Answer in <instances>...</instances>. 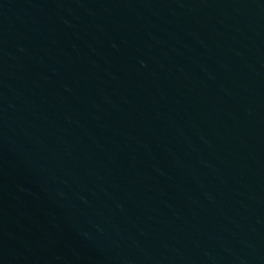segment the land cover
<instances>
[{
	"label": "water",
	"instance_id": "95a60500",
	"mask_svg": "<svg viewBox=\"0 0 264 264\" xmlns=\"http://www.w3.org/2000/svg\"><path fill=\"white\" fill-rule=\"evenodd\" d=\"M0 264H264V0H0Z\"/></svg>",
	"mask_w": 264,
	"mask_h": 264
}]
</instances>
